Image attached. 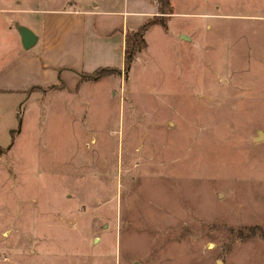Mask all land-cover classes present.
I'll return each instance as SVG.
<instances>
[{"label": "rangeland", "instance_id": "rangeland-1", "mask_svg": "<svg viewBox=\"0 0 264 264\" xmlns=\"http://www.w3.org/2000/svg\"><path fill=\"white\" fill-rule=\"evenodd\" d=\"M176 7L77 94L0 91V264H264V0Z\"/></svg>", "mask_w": 264, "mask_h": 264}, {"label": "crops", "instance_id": "crops-1", "mask_svg": "<svg viewBox=\"0 0 264 264\" xmlns=\"http://www.w3.org/2000/svg\"><path fill=\"white\" fill-rule=\"evenodd\" d=\"M176 1L169 0L168 19L177 14H201L189 8L179 11ZM157 14L155 0H73L59 4L49 1L45 6L11 5L0 18L15 36L18 55L0 66V91L22 93L30 88L62 84L65 92L77 94L81 91L83 75L98 68L121 69L124 33L135 31ZM167 20L164 28L159 24L150 27L159 26L166 31ZM150 27L142 33L143 39ZM22 29L34 36L28 48H23L20 42Z\"/></svg>", "mask_w": 264, "mask_h": 264}, {"label": "trees", "instance_id": "trees-1", "mask_svg": "<svg viewBox=\"0 0 264 264\" xmlns=\"http://www.w3.org/2000/svg\"><path fill=\"white\" fill-rule=\"evenodd\" d=\"M157 5V13L159 16H154L151 19L146 20L142 25H140L135 31H126L124 33V48H123V61H122V68L126 70L129 66L131 58L134 56L136 52L144 48L145 41L142 37V33L148 27L153 24H159L163 28L165 27V20L162 18H167L166 15L170 14V5L169 0H155ZM114 70V68H98L94 72L88 75L83 76H92L96 73H101L104 70ZM82 76V77H83Z\"/></svg>", "mask_w": 264, "mask_h": 264}, {"label": "water", "instance_id": "water-1", "mask_svg": "<svg viewBox=\"0 0 264 264\" xmlns=\"http://www.w3.org/2000/svg\"><path fill=\"white\" fill-rule=\"evenodd\" d=\"M20 42L23 48H28L34 42V36L25 29L19 31ZM182 38H185L181 35Z\"/></svg>", "mask_w": 264, "mask_h": 264}]
</instances>
